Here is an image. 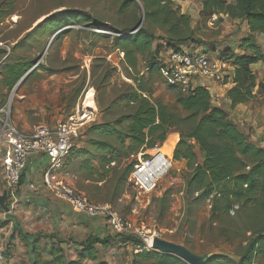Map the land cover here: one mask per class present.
<instances>
[{
  "label": "rangeland",
  "instance_id": "1",
  "mask_svg": "<svg viewBox=\"0 0 264 264\" xmlns=\"http://www.w3.org/2000/svg\"><path fill=\"white\" fill-rule=\"evenodd\" d=\"M122 1L12 0L16 10L0 19V46L8 49L6 57L0 56V124L7 117L21 129L15 122L21 119L16 108L24 105L36 106L29 109V114L32 120L42 121L36 124L39 125L46 122L47 117L41 119L47 112H50L48 117L58 115L66 107L73 113L82 102L94 112L93 122L114 123L117 117L131 111L125 93L129 86L136 87L133 79L146 90L143 95L151 101L159 100L177 108L178 90L166 84L157 71L146 67L150 63L146 54L138 57L135 69L126 67L123 53L115 45V36L129 33V27L142 14L134 5L120 9ZM181 1L194 2L187 5L194 12L191 25L197 42L193 44L209 57L222 60L220 55L227 46L235 48L240 38L248 35L245 22L227 15L214 21L212 17L197 16L196 0ZM255 40L261 45L264 38L256 35ZM18 59L37 68L34 67L23 83L7 88L1 72L6 64ZM254 71L264 77V68L256 67ZM88 92L92 93L90 99L86 98ZM20 93L28 97L27 101L19 100ZM217 100L228 110L223 98H215L214 102ZM93 122L83 126L75 148L67 157L64 164L70 168L64 171V179L91 201L107 203L130 218L144 235L156 231L158 238L182 244L194 253L214 250L232 260L220 259L210 264H236L251 234L264 231V213L254 201L235 205L228 214L223 213L216 219V214L211 213L210 201L195 199V194L186 195V178L191 167L185 160L175 161L172 155L168 157L171 166L155 189L149 194L137 192L130 182L128 160L120 157L106 164L99 162L100 156L106 154L93 141L109 142L113 146L118 143L116 135L87 131ZM236 123L241 128V122ZM78 150L87 153L76 156ZM162 151L168 153L165 149Z\"/></svg>",
  "mask_w": 264,
  "mask_h": 264
},
{
  "label": "trees",
  "instance_id": "2",
  "mask_svg": "<svg viewBox=\"0 0 264 264\" xmlns=\"http://www.w3.org/2000/svg\"><path fill=\"white\" fill-rule=\"evenodd\" d=\"M200 3L204 18L223 14L243 21L247 26L248 35L241 38L238 45L241 51L234 52L227 46L220 57L233 66V85L226 91L229 108L248 104L254 97L253 89L257 81L252 66L259 62L264 63L263 49L255 40L256 35L264 38V0H233L231 3L226 0H200ZM130 5L139 9L143 22L137 27L141 19L139 18L129 27V33L115 36V45L123 53L128 69H135L138 57L146 54L150 59L146 67L159 73L158 65L164 58L160 55V50L168 52L185 49L184 44L197 42L191 17L181 13L179 6L172 0H123L120 9L129 8ZM15 10L16 5L12 0L0 1V19ZM31 68V64L19 59L6 64L4 70H1L3 84L11 88ZM133 80L137 83L136 87L129 86L125 93L126 103L131 111L117 117L114 123L93 122L87 127L89 132L116 135L118 146L109 142L93 141L92 144L97 149L103 150L109 156H100L99 162L106 164L123 157L128 160L127 170L130 172L138 152L155 145L161 146L169 132L177 131L179 140L172 158L175 161L185 160L191 167L190 176L186 178V195L195 194V199L209 200L211 213L216 214V219L223 213L228 214L233 206L244 205L249 201H254L264 213V147L249 140L231 119L228 110L214 103L209 90L202 85L187 93L178 91L175 109V106L171 107L162 101H151L143 95L146 90L137 80ZM227 80L228 77L222 84L227 83ZM259 88L264 95V82H260ZM84 153L87 152L78 150L76 156ZM253 196L255 197L252 199ZM115 237L112 239L89 235L79 243L77 260L68 264H80L84 259L95 261V246L98 244L107 245L115 241L114 243L122 245L129 243L131 246L141 243L140 239L133 236L116 234ZM52 253L58 261L63 257L62 248L59 246L54 247ZM239 256L236 264H264V231L251 234ZM132 258L133 264H142L145 261L149 264H187L176 256L154 250L137 254L132 252ZM220 259L232 261L220 253L212 256L207 264Z\"/></svg>",
  "mask_w": 264,
  "mask_h": 264
},
{
  "label": "crops",
  "instance_id": "3",
  "mask_svg": "<svg viewBox=\"0 0 264 264\" xmlns=\"http://www.w3.org/2000/svg\"><path fill=\"white\" fill-rule=\"evenodd\" d=\"M172 1L175 5L179 6L181 13L188 14L192 18V13L194 12L187 5L189 3L192 5L194 2ZM196 1L199 3L197 16H200L201 3L200 0ZM223 17V14H219L215 15L214 19ZM160 43L162 44V42ZM239 43L238 41L235 48L231 47L234 52L241 51L238 48ZM262 43L261 49H263L264 53V40ZM184 45L186 48H194L201 51L193 43H186ZM160 55L166 57L167 51L164 49L160 50ZM34 64H36V61ZM226 64L232 77L233 66L227 61ZM256 67L258 69L264 68V63L259 62L254 64L252 66L254 73ZM231 77L224 85H217L208 80L198 81L197 84H203L209 90L213 101L215 98H219V100L223 98L230 112V117L233 120L241 122V129L248 136L249 140L264 147V95L259 88L260 82H264V77L261 72L256 74L257 81L253 89L254 97L250 103L238 104L230 109V102L226 97V91L233 85ZM25 79L26 77L21 83ZM18 98L22 102L24 99L25 101L28 99L24 93H20ZM73 101L71 104H73ZM214 103L220 106L218 100ZM35 107V105L29 104L27 107L24 105L22 108H16L17 117L21 119L15 120V122L20 126L22 131L29 132L37 126V123H42L40 119L39 121L32 120V116L29 114V109ZM47 107L49 108V106ZM40 110L42 109L40 108ZM49 113L47 112L41 119L43 120V117H47L44 120L46 122L43 124L49 126L65 120L72 114L67 111L66 107L58 115L48 117ZM178 140L179 134L177 131L169 132L161 145V150L165 149L168 152L166 153L167 156H171ZM46 163L47 159L43 155L32 157L28 161L21 178V184L17 190L16 201L10 207L15 217L8 216L0 210V249L5 250V258L0 264H68V262L77 260V250L80 248L79 243L84 241L89 235L98 236L99 238H116V233L109 228L103 218L91 217L74 211L68 202L56 198L45 188L42 172ZM63 167V170L66 171L67 169L69 170L70 165L66 166L64 164ZM3 190H6V188L1 172L0 193ZM114 242L111 241L107 245H96L97 259L95 261L84 259L80 264H97L99 262L107 264H133V249L130 244L126 243L122 245ZM58 246L62 248L63 255L60 261L56 260L55 254L52 253L54 247Z\"/></svg>",
  "mask_w": 264,
  "mask_h": 264
},
{
  "label": "built area",
  "instance_id": "4",
  "mask_svg": "<svg viewBox=\"0 0 264 264\" xmlns=\"http://www.w3.org/2000/svg\"><path fill=\"white\" fill-rule=\"evenodd\" d=\"M214 18L215 16L212 17L213 20ZM158 71L166 84L181 93L202 86L203 84H197L198 81L208 80L223 85L225 78L228 77L229 80L231 77L225 61L209 57L194 48L169 50L158 65ZM95 117L94 112L82 102L76 105L75 111L65 120L53 126L39 124L29 132L19 129L7 117L1 120L0 167L9 207L16 201L17 190L28 161L32 157L43 155L47 163L43 168L42 178L49 192L68 202L76 212L103 218L114 233L140 239L141 243L131 245L134 253L152 251V239L158 236L156 231L147 233L148 236L144 235L130 218L119 214L107 203L91 201L64 179V163L83 131V126L93 122ZM168 157L159 145L138 152L130 171L132 187L139 193H151L171 166ZM4 258L5 250L0 249V263Z\"/></svg>",
  "mask_w": 264,
  "mask_h": 264
},
{
  "label": "water",
  "instance_id": "5",
  "mask_svg": "<svg viewBox=\"0 0 264 264\" xmlns=\"http://www.w3.org/2000/svg\"><path fill=\"white\" fill-rule=\"evenodd\" d=\"M142 22H143V16L141 17L137 27H139L142 24ZM7 54H8L7 47L0 46V56L6 57ZM34 67L35 66H33V68ZM33 68H31L25 74H23L22 77L16 83V85L19 84L28 75V73L31 72ZM0 210H2L8 216L15 217L14 214L11 212V208L9 207V204L7 202L6 190H3L2 193H0ZM152 247L154 251L176 256L187 264H207V262L212 256L222 253L214 250H208L202 253H194L182 244L167 241L158 237H154L152 239Z\"/></svg>",
  "mask_w": 264,
  "mask_h": 264
},
{
  "label": "bare ground",
  "instance_id": "6",
  "mask_svg": "<svg viewBox=\"0 0 264 264\" xmlns=\"http://www.w3.org/2000/svg\"><path fill=\"white\" fill-rule=\"evenodd\" d=\"M91 96H92V93H91V92H88L86 98H87V99H90ZM91 103H92V102H91ZM84 104H85V103H84ZM86 104H87V106H90V100H87V101H86Z\"/></svg>",
  "mask_w": 264,
  "mask_h": 264
}]
</instances>
